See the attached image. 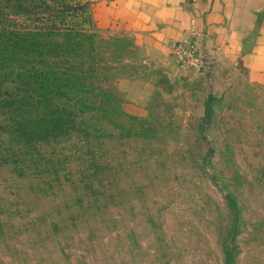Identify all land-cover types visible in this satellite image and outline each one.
<instances>
[{
    "label": "rangeland",
    "instance_id": "obj_1",
    "mask_svg": "<svg viewBox=\"0 0 264 264\" xmlns=\"http://www.w3.org/2000/svg\"><path fill=\"white\" fill-rule=\"evenodd\" d=\"M95 46L85 130L16 140L0 105V264H264V82L168 75L117 23Z\"/></svg>",
    "mask_w": 264,
    "mask_h": 264
},
{
    "label": "trees",
    "instance_id": "obj_2",
    "mask_svg": "<svg viewBox=\"0 0 264 264\" xmlns=\"http://www.w3.org/2000/svg\"><path fill=\"white\" fill-rule=\"evenodd\" d=\"M3 1L10 14L0 11V105L15 117L10 132L25 142L85 130L76 110H85L87 96L109 94L101 85L107 67L90 54L99 28L89 1ZM20 14L26 22L3 20ZM10 83L13 92L5 87ZM56 98L74 106L53 105Z\"/></svg>",
    "mask_w": 264,
    "mask_h": 264
},
{
    "label": "crops",
    "instance_id": "obj_3",
    "mask_svg": "<svg viewBox=\"0 0 264 264\" xmlns=\"http://www.w3.org/2000/svg\"><path fill=\"white\" fill-rule=\"evenodd\" d=\"M88 1L97 28L117 23L168 75L193 70L179 65L169 50L170 41L190 38L202 55V71L228 67L250 81L264 82V0ZM147 83L120 84L128 97L141 99Z\"/></svg>",
    "mask_w": 264,
    "mask_h": 264
},
{
    "label": "built area",
    "instance_id": "obj_4",
    "mask_svg": "<svg viewBox=\"0 0 264 264\" xmlns=\"http://www.w3.org/2000/svg\"><path fill=\"white\" fill-rule=\"evenodd\" d=\"M169 50L176 62L184 68L196 71L204 69V61L197 43L190 38L172 40L169 42Z\"/></svg>",
    "mask_w": 264,
    "mask_h": 264
}]
</instances>
